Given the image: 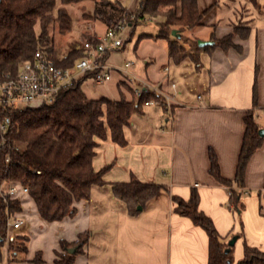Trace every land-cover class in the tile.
<instances>
[{
    "label": "crops",
    "instance_id": "crops-1",
    "mask_svg": "<svg viewBox=\"0 0 264 264\" xmlns=\"http://www.w3.org/2000/svg\"><path fill=\"white\" fill-rule=\"evenodd\" d=\"M139 1L121 0L129 11H135ZM197 1L204 12L203 25L189 29L188 36L212 40L214 31L221 39L239 26L248 27V34L234 33L236 46L203 50L199 62L190 57L176 62L168 49L156 57L143 71L148 80L173 94L171 110L144 105L143 112L134 113L125 127L128 143L121 146L110 137L99 139L93 161L96 170L112 163L104 174L108 182L135 177L162 184L161 190L132 215L109 183L94 185L89 199L75 203L73 216L56 221L44 219L34 199L22 193L23 210L14 218L24 225L18 230L9 227V236L16 231L29 234L28 252L12 259L8 238L0 236V264H33L38 250L45 264H55L61 240L76 241L87 230L89 240L73 264H208L206 230L174 210L173 195L187 200L194 188L201 210L213 219L236 262L244 256L245 243L264 251V140L247 163L244 185H233L240 190L238 208L229 206L230 188L210 173L209 155L213 149L222 175L235 180L247 110H254L264 130V0L257 5L251 0ZM79 5L83 6H76V15L71 13L78 28L69 35L76 47L86 39L77 41L81 31L89 35L80 26L82 9L87 5L93 12L96 2ZM93 26L103 32L108 24L100 20ZM122 80L120 75L116 81L120 87Z\"/></svg>",
    "mask_w": 264,
    "mask_h": 264
},
{
    "label": "trees",
    "instance_id": "trees-1",
    "mask_svg": "<svg viewBox=\"0 0 264 264\" xmlns=\"http://www.w3.org/2000/svg\"><path fill=\"white\" fill-rule=\"evenodd\" d=\"M81 1L84 0H0V74L8 71L16 73L20 61L32 58L37 48L47 51L62 66H72L84 56L82 49L72 48L68 53L63 52L50 31L52 23L58 24L60 35L72 31L75 19L67 5ZM94 1L93 15L108 26L125 18L131 33L140 22L160 18L158 32L151 36L168 40V53L176 62L186 57L199 62L203 50L236 46L234 33L246 37L249 29L236 27L221 39L213 31L211 39L214 43L201 46L198 42L200 38L187 35L189 29L203 25L204 12L199 10L197 0H140L135 11H129L121 0ZM251 1L258 4V0ZM174 29L177 30L175 35L172 33ZM91 77L92 74H86L74 86L63 89L52 102L41 106L0 107V115L8 123L6 132L0 130V185L5 181H14L27 186L40 215L47 221L73 216L77 211L75 203L89 199L94 185L109 183L113 193L127 204L132 215L138 214L141 210L139 206H144L163 187L162 184L135 177L129 181L108 182L104 174L112 163L95 169L93 161L99 139L110 137L119 145H126L125 127L130 125L134 113L143 112L145 100L155 93L146 89L142 96L137 97L133 87L121 81L120 84L131 92V97L121 91L118 99L105 95L93 98L83 88L84 82ZM256 97L255 85V103ZM244 122L245 132L235 180L222 175L216 152L213 149L209 151L210 173L232 190L231 202L236 208L240 204V190L233 185H244L247 163L264 140V130L253 109L246 111ZM173 199L177 213L191 218L206 230L209 236L208 264H264V251L248 243L244 245L242 259L235 261L233 251L223 240L213 219L201 210L196 188L187 200L178 195H173ZM22 210V201L18 197H0V236L8 238L12 259L18 253L28 252L29 234L16 232L9 236L8 223ZM89 237L90 231L87 230L76 241L62 239L55 264H73L76 255L84 251ZM70 247L76 250L70 252ZM31 262L45 264L43 252L38 250Z\"/></svg>",
    "mask_w": 264,
    "mask_h": 264
},
{
    "label": "built area",
    "instance_id": "built-area-1",
    "mask_svg": "<svg viewBox=\"0 0 264 264\" xmlns=\"http://www.w3.org/2000/svg\"><path fill=\"white\" fill-rule=\"evenodd\" d=\"M127 26L128 20L123 18L116 24L108 26L103 32H97L93 24L88 22L89 36L78 47L85 55L72 66L57 64L47 51L37 48L32 58L20 61L16 73L8 71L0 74V107L41 106L52 102L63 89L74 86L86 74H92L94 82L102 83L110 80L113 70H117L122 79L133 87L137 97L142 96L146 89L155 93L153 97L145 100L144 105L156 104L171 110L173 94L150 80L137 76L131 70L134 66L133 61H125L118 67L108 62L109 54L125 45L122 32ZM171 86L175 87L176 83L172 82ZM7 129L8 123L0 115V130L4 133ZM8 184L7 189L1 191L4 198H19L22 193L29 194L28 187L19 182L9 181ZM230 194L232 196L231 189ZM229 206L235 208L231 201ZM8 224L18 230L23 227L24 222L22 219L14 218L10 219Z\"/></svg>",
    "mask_w": 264,
    "mask_h": 264
},
{
    "label": "rangeland",
    "instance_id": "rangeland-1",
    "mask_svg": "<svg viewBox=\"0 0 264 264\" xmlns=\"http://www.w3.org/2000/svg\"><path fill=\"white\" fill-rule=\"evenodd\" d=\"M87 1V0H84ZM92 2V0H89ZM83 1L76 3V4H68L67 8L73 15H76L75 13L78 12L75 10L76 6L82 7L81 4ZM83 15H82V22L80 24L81 27L86 29L87 21L92 20V24H96L97 22H100L101 19L97 18L96 15H93L92 8L85 5L82 9ZM71 14V15H72ZM72 15V16H73ZM74 18V17H73ZM160 20V18H149L145 21L140 22L131 33V27L127 26L124 31L122 32V36L125 39V45L119 49L113 50L109 56H108V62L116 67L122 66L125 61H133L134 66L131 68V70L140 78L142 79H148L146 71L143 69H146V67L149 65H152L155 62V58L161 55L168 49V40L165 38H154V37H147V36H140L143 32L148 33H157L158 26L157 22ZM39 29V27L37 26ZM78 26H74L72 31L68 32L66 35H60L58 31V24L52 23L50 26L51 34L54 37L55 43L62 49L63 52L68 53L70 49L76 48L75 45H73L72 37L69 35L74 34L77 31ZM87 36V35H86ZM81 31L78 35L77 41H83L86 37ZM70 37V39H68ZM146 61H150L148 64ZM159 62V60H158ZM157 64H160L158 63ZM120 76L119 72L117 70H113L112 72V78L106 82L97 83L94 82L93 79H88L84 82L83 87L85 91L87 92L88 96L90 97H100V96H110V97H116L120 98L121 96V90L122 88L125 90L126 94L131 97V92L125 88V86H118L116 83L117 78ZM125 81V80H122ZM134 86V85H133ZM156 106V105H155ZM9 186L8 182H3L0 185V197H3L1 195V191L4 192L7 187ZM13 220V218H12ZM10 227V226H9ZM19 232V231H16ZM14 232V233H16ZM13 233V234H14ZM8 245V241H7ZM9 249V248H8Z\"/></svg>",
    "mask_w": 264,
    "mask_h": 264
},
{
    "label": "water",
    "instance_id": "water-1",
    "mask_svg": "<svg viewBox=\"0 0 264 264\" xmlns=\"http://www.w3.org/2000/svg\"><path fill=\"white\" fill-rule=\"evenodd\" d=\"M172 33H173L174 35L177 34V30L174 29V30L172 31ZM179 35H180V34H179ZM198 42H199V45H201V46L206 45V44L213 43L212 40H202V39H200ZM141 207H142V206L140 205L139 208H141ZM75 250H76L75 247H70V248H69V251H70V252H74Z\"/></svg>",
    "mask_w": 264,
    "mask_h": 264
}]
</instances>
